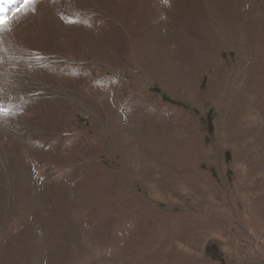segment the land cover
<instances>
[{"label":"rangeland","instance_id":"rangeland-1","mask_svg":"<svg viewBox=\"0 0 264 264\" xmlns=\"http://www.w3.org/2000/svg\"><path fill=\"white\" fill-rule=\"evenodd\" d=\"M0 102V264H264V0H37Z\"/></svg>","mask_w":264,"mask_h":264},{"label":"snow or ice","instance_id":"snow-or-ice-1","mask_svg":"<svg viewBox=\"0 0 264 264\" xmlns=\"http://www.w3.org/2000/svg\"><path fill=\"white\" fill-rule=\"evenodd\" d=\"M164 2L167 3V0H164ZM36 4L37 0H20L19 6L12 16H8L7 13L0 12V33L11 31L16 22L35 11ZM67 22L75 23V21L70 18L67 19ZM12 114V109L6 107L2 102H0V116L6 117Z\"/></svg>","mask_w":264,"mask_h":264}]
</instances>
